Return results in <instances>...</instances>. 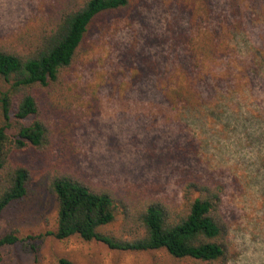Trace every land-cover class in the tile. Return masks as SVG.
<instances>
[{
    "label": "trees",
    "instance_id": "1",
    "mask_svg": "<svg viewBox=\"0 0 264 264\" xmlns=\"http://www.w3.org/2000/svg\"><path fill=\"white\" fill-rule=\"evenodd\" d=\"M179 1L193 11L194 27L185 34L175 32L182 57L170 60L165 52L164 60L152 59L151 64L156 70L165 64L167 71L142 77L150 85L155 79L154 91L165 105V111H155L152 118L244 121L250 138L247 146L257 148L264 162V105L254 87L256 76L264 84V42L260 47L250 30L264 29V0H227L230 13L214 5L222 12L216 15L211 0ZM135 2L57 0L36 24L0 35V216L29 194L32 173L12 155L33 148L47 157L58 134L52 121L83 117L72 73L86 54L91 29L105 16L129 10ZM201 11L208 13L207 19L200 18ZM244 51L245 57L239 58ZM61 166L49 171L46 179L57 203L56 228L47 235L59 240L78 236L122 251L163 249L188 264H231L234 227L224 210L227 186L213 171L186 173L180 181L181 200L176 203L153 190L135 192L133 198L118 196L112 188L90 182L72 169L57 170ZM258 176L244 177L253 181ZM117 221L118 229H112ZM34 238L10 230L0 236V247L30 246L35 264H76L66 254L41 261L36 245L27 243Z\"/></svg>",
    "mask_w": 264,
    "mask_h": 264
},
{
    "label": "rangeland",
    "instance_id": "2",
    "mask_svg": "<svg viewBox=\"0 0 264 264\" xmlns=\"http://www.w3.org/2000/svg\"><path fill=\"white\" fill-rule=\"evenodd\" d=\"M56 2L0 0V35L30 22L36 24ZM226 2L211 0L209 5L215 15L222 12L214 5L230 13ZM200 13V18H208L205 11ZM193 18L189 5L179 0H136L129 10L105 16L93 26L86 54L72 73L83 117L52 121L58 134L47 157L33 148L12 155L15 162L30 169L32 178L29 194L0 216V236L10 230L23 237L34 236L27 243L36 245L43 262L66 254L76 264H188L163 249L122 251L78 236L59 240L47 235L56 228L57 214L47 175L60 164L57 170L72 169L90 182L112 188L118 196L133 198L135 192L153 190L179 203L180 181L186 173L213 171L227 186L224 210L234 227L231 264H264V162L257 148L247 146L250 138L244 121H164L162 116L156 121L151 116L163 113L165 105L160 103L161 94L154 91L155 79L150 85L142 77L167 71L165 64L157 70L151 64L152 59L164 60L163 53L170 60L184 55L175 32L192 31ZM250 30L261 47L264 29L255 26ZM246 54L240 52L239 58ZM223 55L232 60L229 54ZM254 87L264 105V84L257 76ZM255 129L260 132L259 123ZM254 173L259 176L246 183L245 177ZM0 264H35L34 253L22 243L0 247Z\"/></svg>",
    "mask_w": 264,
    "mask_h": 264
}]
</instances>
